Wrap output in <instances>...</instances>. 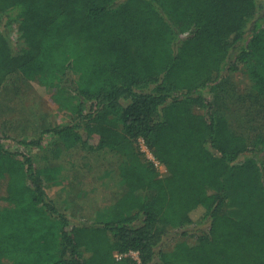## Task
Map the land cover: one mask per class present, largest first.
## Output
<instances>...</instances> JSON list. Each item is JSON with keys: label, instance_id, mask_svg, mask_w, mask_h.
Returning a JSON list of instances; mask_svg holds the SVG:
<instances>
[{"label": "trees", "instance_id": "16d2710c", "mask_svg": "<svg viewBox=\"0 0 264 264\" xmlns=\"http://www.w3.org/2000/svg\"><path fill=\"white\" fill-rule=\"evenodd\" d=\"M262 11L258 0H0V26L17 23L23 44L0 32V92L15 76L61 84L76 101L75 122L54 132L68 149L143 140L165 168L133 152L114 202L80 219L62 212L75 195L61 208L47 193L64 168L37 170L0 144V264H264V140L252 146L208 98L243 67L264 99Z\"/></svg>", "mask_w": 264, "mask_h": 264}, {"label": "rangeland", "instance_id": "374dc122", "mask_svg": "<svg viewBox=\"0 0 264 264\" xmlns=\"http://www.w3.org/2000/svg\"><path fill=\"white\" fill-rule=\"evenodd\" d=\"M258 1L263 7L264 17V0ZM18 28L17 23H11L8 30L0 26V32L8 37L19 52L23 44ZM244 70L242 67L230 73L216 88L211 87L212 93L208 98L214 105V114L225 116L234 132L245 136L252 146H257L264 140V99L253 91ZM62 89L63 86L58 83L47 85L22 76L8 80L0 92V144L8 151L31 156L37 170L49 172L56 166L64 168L58 182L46 184L50 199L64 208L71 199L70 194L75 195L74 206L62 212L80 219H94L95 211L111 205L117 193L121 192V163L124 166L133 152L143 154L144 160L150 162L153 154L149 150L144 151L142 141L129 143L115 154H98L95 150L97 138L89 140L87 146L77 143L68 149L54 132L75 122L72 106L76 101H71L70 93H62ZM25 140H39L41 144L26 148L20 143ZM83 140L87 142L86 136ZM59 150L62 151L61 156L55 157ZM262 155L263 151L260 157ZM156 168L159 174L165 173L164 167ZM68 171L72 178L75 175L78 178L71 184L61 183L63 174L67 176ZM5 195V183L2 182L0 209L7 206L3 199ZM187 231L190 235L185 240L194 244L196 238L192 236L193 227ZM176 241L177 238L167 242L163 249L170 250ZM133 257L137 258V255Z\"/></svg>", "mask_w": 264, "mask_h": 264}, {"label": "built area", "instance_id": "2783aa9c", "mask_svg": "<svg viewBox=\"0 0 264 264\" xmlns=\"http://www.w3.org/2000/svg\"><path fill=\"white\" fill-rule=\"evenodd\" d=\"M141 141L143 142L144 151L147 152V151H148L147 146L144 144V141H143V140H141ZM150 160L154 163L155 166H157V167H158V166L163 167L162 165H160V164L155 160L154 156L151 157ZM134 254H135V253H132L131 255L134 256ZM136 255H137V254H136Z\"/></svg>", "mask_w": 264, "mask_h": 264}]
</instances>
